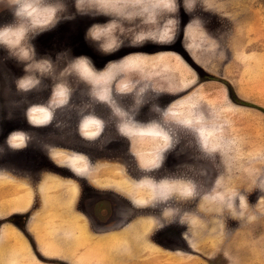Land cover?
Returning a JSON list of instances; mask_svg holds the SVG:
<instances>
[{
    "label": "rangeland",
    "instance_id": "rangeland-1",
    "mask_svg": "<svg viewBox=\"0 0 264 264\" xmlns=\"http://www.w3.org/2000/svg\"><path fill=\"white\" fill-rule=\"evenodd\" d=\"M0 89V173L76 185L91 264H264V0H0Z\"/></svg>",
    "mask_w": 264,
    "mask_h": 264
},
{
    "label": "crops",
    "instance_id": "crops-1",
    "mask_svg": "<svg viewBox=\"0 0 264 264\" xmlns=\"http://www.w3.org/2000/svg\"><path fill=\"white\" fill-rule=\"evenodd\" d=\"M17 139L12 143H17ZM78 193L76 185L74 186L67 180H60L52 174L43 175L34 186L32 183L19 179L12 174L0 173V220H5L13 215L27 214L35 205L36 200L39 201L38 211L29 216L26 221L25 232L11 223L0 224V264H45L37 259L27 237L32 238L34 247L46 260H58L69 264H81L82 259L85 260L86 264L95 262L99 256L94 255L92 248L97 241L102 239H100L101 237L92 239V234L87 227L89 225L81 219L77 205ZM176 194L170 191L167 196L160 195V197L171 198ZM145 218L150 220L138 222L137 226L145 225L139 231L135 226L137 222L135 219L110 234L124 233L135 227L136 231L132 230L130 234L136 232L140 237L135 240L145 242V238L148 239V232L154 234L163 219ZM148 224H152V226ZM83 239H88L85 246ZM85 247L88 249L83 251ZM141 253L142 250H136L129 255V257H135L136 260L139 258L141 262L135 263L136 260L130 262L127 258L125 264H156V259L149 258L145 261L141 259L139 257ZM109 257L110 254H108L107 259Z\"/></svg>",
    "mask_w": 264,
    "mask_h": 264
},
{
    "label": "flooded vegetation",
    "instance_id": "flooded-vegetation-1",
    "mask_svg": "<svg viewBox=\"0 0 264 264\" xmlns=\"http://www.w3.org/2000/svg\"><path fill=\"white\" fill-rule=\"evenodd\" d=\"M40 4H41V3H40ZM18 9H19L18 7L16 8V10H15V9H12L13 12H14V15H15L16 17H18V15H17V13H18ZM59 15H60V17H61L63 14H59ZM46 27H55V23H53V24H51V25H48V26H46ZM6 28H7V27H6ZM87 28L89 29L90 27L87 26L86 29H87ZM31 47L41 55L40 50H38V49L35 48V46H34V39H32ZM39 57H40V56H39ZM39 57H38V59H39ZM41 58H44V57H41ZM13 79H14V81H15V83H16V78H13ZM15 86H16V85H15ZM48 87H49V86H48ZM1 95H3L4 97L1 98ZM5 96H6V93H4V91H2V90L0 89V113H1V110H2V106H3V108H6V107L9 106L10 110H12V109L15 107L14 105H12V101H13L12 98L7 99L8 103H7V101L5 102ZM1 99H3V100H2L3 103H1ZM164 107L167 108L168 105L165 104ZM119 126H120V125H119ZM114 127H115V125H114ZM105 129H106V128L104 127V128H103V131H101L102 134H103V132L105 131ZM114 129L116 130V133H117V134L120 133V135H121L122 137H124V138L130 140V138L127 137V136H125L124 134H122V132L117 131L116 128H114ZM11 133H12V132H11L10 129H5V128H4L3 123H2L1 120H0V136H1V135H4V143H7V140H8V138L10 137L9 135H11ZM172 137L174 138L175 136H173V134H172L171 138H172ZM202 206H203V208H204V205H203V204H202ZM163 216H164V215H163ZM163 216H161V217H163ZM144 217L156 218L157 216L155 217V216H150V215H148V216H144ZM158 246H159V245H158ZM159 247H161V246H159Z\"/></svg>",
    "mask_w": 264,
    "mask_h": 264
},
{
    "label": "bare ground",
    "instance_id": "bare-ground-1",
    "mask_svg": "<svg viewBox=\"0 0 264 264\" xmlns=\"http://www.w3.org/2000/svg\"><path fill=\"white\" fill-rule=\"evenodd\" d=\"M109 2V1H108ZM106 4V3H105ZM42 8H44V7H42ZM47 9V8H46ZM55 11H52L51 9H49V10H46L45 12H44V14H42V16L44 15V21H45V23H46V21L48 22V23H50V22H52L53 20H54V18H55V13H54ZM41 19V18H40ZM166 29V28H165ZM167 32V31H166ZM161 34V33H160ZM164 36H165V34L163 35V33L160 35V39L161 38H164ZM159 38V37H158ZM110 40H112L111 38L110 39H107V42L105 41V45L104 46H111L112 44H113V42L112 41H110ZM9 47H10V45H8ZM158 47H160V45H158ZM83 65V64H82ZM85 71H86V68L83 66L82 67V74L84 75V74H86L85 73ZM171 79H174V77H171ZM168 81H169V83H170V79H168ZM167 81V82H168ZM177 82L179 83V81L177 80V81H173L171 84H176L177 85ZM64 86V85H63ZM173 87H175V85L173 86ZM177 88V87H176ZM91 122H93L92 120H87V125L85 124V126L86 127H89L90 125H93L94 126V123H91ZM85 126H83V127H85ZM98 126V125H97ZM140 129L142 128V129H144V127H142V126H140L139 127ZM85 132H87V130L85 129ZM2 180V179H1ZM21 188V187H20ZM17 189H19V188H17ZM28 193V192H27ZM27 193H25V194H27ZM27 197V196H26ZM9 199V198H8ZM26 199V198H25ZM27 200V199H26ZM25 202V201H24ZM23 202V203H24ZM16 206V205H15ZM19 206V205H18ZM10 207V206H9ZM1 210V209H0Z\"/></svg>",
    "mask_w": 264,
    "mask_h": 264
},
{
    "label": "trees",
    "instance_id": "trees-1",
    "mask_svg": "<svg viewBox=\"0 0 264 264\" xmlns=\"http://www.w3.org/2000/svg\"><path fill=\"white\" fill-rule=\"evenodd\" d=\"M15 217H10V218H8V219H6L4 222L6 223H13V224H17L16 222H15ZM1 224V223H0Z\"/></svg>",
    "mask_w": 264,
    "mask_h": 264
},
{
    "label": "clouds",
    "instance_id": "clouds-1",
    "mask_svg": "<svg viewBox=\"0 0 264 264\" xmlns=\"http://www.w3.org/2000/svg\"><path fill=\"white\" fill-rule=\"evenodd\" d=\"M18 14H19V13H17V15H18ZM5 30H7V29H5ZM5 30H4V31H5Z\"/></svg>",
    "mask_w": 264,
    "mask_h": 264
}]
</instances>
